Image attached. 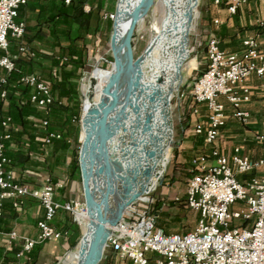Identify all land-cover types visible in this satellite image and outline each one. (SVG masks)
<instances>
[{
  "label": "built area",
  "instance_id": "obj_1",
  "mask_svg": "<svg viewBox=\"0 0 264 264\" xmlns=\"http://www.w3.org/2000/svg\"><path fill=\"white\" fill-rule=\"evenodd\" d=\"M70 0H64L67 5ZM248 0H213L218 7L225 6L228 16H234ZM26 0H0V100L6 101L8 81L17 72L19 84L29 89L28 103L42 114L34 123L42 133L43 145L62 141L61 132L50 130L49 114L53 105H61L50 85L37 73H22L16 62L31 59L34 51L22 42L25 24L19 19V10ZM114 15L104 13L102 21H112ZM222 21L215 18L212 26L218 29ZM258 28L264 20L257 21ZM257 34L242 40L240 53H228L219 46L214 31H209L205 43L206 68L194 80L189 95L195 105L191 115L195 118L193 132L201 136L205 145L212 146L225 127L228 115L225 104L232 109L231 117L242 127L250 120L244 108L251 92L241 83L250 76L260 81L264 96V51L259 48ZM10 40L16 41V51L9 50ZM205 109L204 120L200 109ZM78 121L75 116L71 122ZM0 218L1 205L8 202L19 209L25 198H31L43 209V218L36 224L35 238L7 234L10 241H20L21 248L12 264H22L23 258L35 246L47 241H58L68 233L54 228L51 223L59 211L66 212L72 223L81 226L86 211L83 202L55 199L60 182L47 179L39 187H31L15 179V167L6 155V142L14 129L12 119L6 115L0 122ZM254 140L262 148V157L252 159L241 156L239 148L230 159L216 148L190 160L191 177L184 192V206L195 214L194 227L183 233L166 234L156 226L158 216L152 211V200L133 203L120 221L110 229L104 250L117 264H264V135ZM251 174L244 182L237 175ZM176 200V199H175Z\"/></svg>",
  "mask_w": 264,
  "mask_h": 264
},
{
  "label": "crops",
  "instance_id": "obj_2",
  "mask_svg": "<svg viewBox=\"0 0 264 264\" xmlns=\"http://www.w3.org/2000/svg\"><path fill=\"white\" fill-rule=\"evenodd\" d=\"M107 1L91 0V5L101 8L100 14L103 15L108 6ZM212 6L220 17L217 16L216 18L223 20L222 25L224 22L226 28L223 33L217 32L215 34L222 50L228 53H240L243 49L242 40L247 36L257 34L259 48L264 51V27L258 28L256 26L257 21L264 20V0H248L247 4L241 7L234 16H228L225 10L213 4ZM60 7L61 0H26V5L20 8L19 19L25 24V38L31 40L28 46L33 51L34 49L51 48L53 40L49 34L50 25L53 23L51 19H57L55 16ZM83 11L88 13L90 4H84ZM222 17H225V19H222ZM238 30L241 33H236ZM259 84L260 81L254 76L248 77L241 83L242 86L248 87L251 92L249 103L244 105V108L250 113V120L248 125L243 127L244 130L241 133L238 134V131L232 128L234 125L242 126L231 117L232 109L225 104L228 119L216 142L212 146H208L202 141L203 147H200L197 139L201 138L194 135V140L182 142L185 145H183L182 149H184L180 152L179 157L191 160L199 155L209 153L211 148H216L221 155L230 159L234 148L238 147L241 156H247L255 160L260 159L262 148L254 140L255 135H264V96L259 89ZM199 109L201 111L204 107L200 106ZM8 111V102L0 100V122L8 115ZM37 113H39L38 119H33L32 124H27L23 130L18 123L12 121L14 129L10 140L6 142L5 153L14 163L15 179L31 187H39L47 179L52 182H60L63 187L55 193L57 201L72 200L81 202L77 199V186H81V180L80 184L78 180L80 175L74 174L73 177H70L72 152L70 140L63 137L62 141L53 142L51 145H43L41 141L42 133L34 125L42 117L40 112L37 111ZM204 116L200 115L201 118H204ZM30 118L29 116L25 117L28 123H31ZM62 120L63 117L56 112L50 113V130L59 132V125H61ZM1 134L2 130L0 128ZM250 176L251 174L237 175V179L244 182ZM174 205L172 207L174 212L168 213V217L174 218V215H176L177 204ZM1 209L0 264H12L15 261L16 253L21 248V242L18 240L10 241L7 234L14 232L19 236L35 238L38 233L36 224L43 218V209L37 201L31 198H25L19 209H13L8 202H3ZM180 216L179 218H181ZM70 224L69 215L63 211H59L51 223L54 228L61 230ZM170 230H178V228L170 227L168 231ZM67 237L68 235L58 241H47L35 246L23 258L22 264H57L68 249ZM105 257V264H117L110 254L106 253Z\"/></svg>",
  "mask_w": 264,
  "mask_h": 264
},
{
  "label": "bare ground",
  "instance_id": "obj_3",
  "mask_svg": "<svg viewBox=\"0 0 264 264\" xmlns=\"http://www.w3.org/2000/svg\"><path fill=\"white\" fill-rule=\"evenodd\" d=\"M139 0H117L114 15L115 30V50H118L124 42V37L132 16L136 3ZM160 11L159 18L162 22L159 26L150 25V33L153 35L146 45H151V51L148 56L139 65V80L137 83L136 94L130 104L137 110L129 113L126 120L125 114L121 117L120 129L118 134V143H114L115 151H118L121 161V175L128 182L131 181L132 192L140 191L142 187L144 192L137 199V203L147 201L145 192L154 186L153 179L156 176V170L162 169L167 160L168 148L170 146L171 130L167 122V108H169V91L176 89L178 85L175 74H167L170 69H175L185 57L184 50L187 47V36L191 26L195 25L196 15L192 12L193 20L188 26L187 13L190 7L195 8L192 0H156ZM166 47L172 49V54L176 55L173 64L165 67L168 62ZM110 52V51H109ZM104 54V53H103ZM111 55V52H110ZM98 59H95L88 71L81 79L80 91L82 95V108L80 116V131L83 137L89 131V113L94 109L100 98L102 91L108 81L114 61L109 65V69L97 71ZM188 70L194 68L193 62H189ZM168 75L167 79L172 81L165 88H158L163 82L162 76ZM160 79V81H159ZM174 80V81H173ZM154 89L155 101H141L136 96L138 91L142 94ZM168 102V105H166ZM145 118L149 119L146 128L143 130ZM126 153H129L128 159ZM86 163V160H84ZM84 218L82 226L85 228V236L80 239L73 250L67 252L59 264H81L82 258L79 257L81 248L87 250L91 241L92 226L95 219L93 215L84 212L80 215Z\"/></svg>",
  "mask_w": 264,
  "mask_h": 264
},
{
  "label": "rangeland",
  "instance_id": "obj_4",
  "mask_svg": "<svg viewBox=\"0 0 264 264\" xmlns=\"http://www.w3.org/2000/svg\"><path fill=\"white\" fill-rule=\"evenodd\" d=\"M117 0H108V6L106 7L105 13L106 14H115V6H116ZM138 3V2H137ZM136 3V5H137ZM159 9L158 5L156 4V0L152 1L151 6L146 10L144 16L142 19L138 22L137 26L135 27L133 31V36L131 40V47H132V59H135L138 57L142 51L145 49L146 45L151 40V37L153 35L150 33V25L153 23L156 26H159L162 22V19L159 18ZM196 15L195 19V25L191 26L188 32L187 36V47L186 50H184V53L186 54L184 59L182 60V65L180 69V75H181V81L176 86V89L172 91V94L168 95L169 99V108H167V122L171 130V139H170V146L168 148L167 153V160L162 169L156 170V176L153 179L154 186L150 189H147L145 192L146 198L153 201V204L157 203L159 204V210H158V219H162L164 215H168V213H173L174 210L172 207L174 204H178L181 199L184 196L187 178L184 175V171L181 168L182 164L185 163L183 160L188 161L186 158H176L174 155L180 154V152L184 149H182L183 141H191L195 139V134L193 132V123L195 121V118L191 115L190 106L192 105V101L190 99V89L191 86L197 77L199 73H201L205 67L206 59H205V43L208 36L209 31H214L216 34L217 32H222L226 30L225 24L223 22V25L220 26L218 29H215L212 26V21L219 15L217 14L216 9L212 6V0H197L196 7L194 8V16ZM219 17V16H218ZM220 18V17H219ZM222 19H225V17H222ZM223 21V20H222ZM111 27H112V21L110 27H108L105 22L103 21L102 26L100 28V35L97 38V41L95 44L90 45L88 48V59L85 64V67L80 72H76L71 80V84L75 85L77 95L72 98V101L70 102H63L64 100H61L58 94L56 93V90L52 91L57 94L59 100L62 103H65L67 106L77 105L80 108V116H81V108H82V95L80 91V84L81 79L84 76L85 72L88 71L91 67L92 62L95 59H98L97 64V71H103L105 69H109L110 63L113 61L109 52V37L111 33ZM236 33H241L240 30H238ZM167 52V59L168 62L166 63L165 67H170L174 60L176 55L172 54L173 50L166 47ZM104 53V54H103ZM47 57L44 56H35L31 59L28 58H22L23 61L19 64L20 70L22 73H37V74H43L48 69V62ZM61 60V59H60ZM189 62H193L194 68L191 70H188V64ZM47 68V69H46ZM45 69V70H44ZM63 69V68H62ZM59 70V68L55 69V77L59 75V72L62 71ZM70 66L66 67L67 71H70ZM51 71V70H50ZM53 71V70H52ZM52 73V72H50ZM167 74H175V69H170ZM162 76L163 82L160 83L158 88H165L168 84H173L172 81H169L167 79L168 75ZM174 81V80H173ZM173 86V85H172ZM12 91H14L16 94L19 93L20 87L12 86L10 88ZM17 97V96H16ZM138 99H141V101H148L149 103H154L155 101V93L154 89L150 88L148 92L142 94L140 91H138V95L136 96ZM14 100H16L14 98ZM136 112L134 106L130 104V106L127 109V112L125 113L126 120L129 117V113ZM204 113H201L200 115H203ZM13 115V114H12ZM12 115L10 116L12 121L15 122V119H13ZM31 120V123L26 122L27 124H32L33 119H38L39 113L34 112L29 113L28 115ZM75 116V113L68 112L67 113V134L65 133V138L67 140H70V144L72 145V149H75L77 151V154L79 153V149L81 146V141L83 142V137L81 135L80 131V116L77 121V124H71L69 121L72 119V117ZM200 119L203 121L204 119L200 117ZM28 121V120H27ZM34 123V122H33ZM231 125V124H230ZM233 126V125H232ZM234 130L238 131V134L242 132L243 127H239L237 125H234L232 127ZM69 129V130H68ZM118 137V136H117ZM115 138L116 145H119L118 138ZM198 145L200 147H203L202 140L197 139ZM203 151V150H202ZM118 154V151H115ZM129 153H126V158L128 159ZM187 166V165H186ZM80 175V173H79ZM79 184H80V178L78 177ZM77 199L81 202L82 200V192H81V186H77ZM176 199V200H175ZM152 204V205H153ZM178 211V210H176ZM178 213L182 217V223L176 225V228H178L177 232H187L190 229L194 227V214L193 212L185 209H180ZM76 226L80 233L83 234L85 232V228L81 225H74ZM73 249H67L65 254ZM64 254V255H65ZM64 255L59 259L58 263H60L61 259L64 257ZM106 252L104 250L102 259L99 264H102L106 259L105 257Z\"/></svg>",
  "mask_w": 264,
  "mask_h": 264
},
{
  "label": "water",
  "instance_id": "obj_5",
  "mask_svg": "<svg viewBox=\"0 0 264 264\" xmlns=\"http://www.w3.org/2000/svg\"><path fill=\"white\" fill-rule=\"evenodd\" d=\"M152 1H138L132 13L123 45L118 50L114 49L115 30L114 20H112L108 46L116 66L111 70L98 105L89 113V131L83 142L81 141L78 153L83 203L87 213L93 215L95 219L87 250L81 248L79 251V257L82 258L81 264L100 263L110 229L120 221L124 211L144 192L142 187L140 191L132 192L130 182L134 180V176L129 182L124 180L121 175V157L115 152L114 143L119 134L121 117L127 112L136 94L139 65L151 51V45H148L138 57L132 59L133 31L151 6ZM192 3L196 4L197 0H192ZM193 10L194 8L190 7L187 13L188 26L193 20ZM181 65L182 62L176 66L177 84L181 81ZM172 91H169L170 95ZM148 122L149 119L145 118L143 130ZM85 234V232L81 234L80 231H75L70 236L69 242L75 243L74 247H76Z\"/></svg>",
  "mask_w": 264,
  "mask_h": 264
},
{
  "label": "trees",
  "instance_id": "obj_6",
  "mask_svg": "<svg viewBox=\"0 0 264 264\" xmlns=\"http://www.w3.org/2000/svg\"><path fill=\"white\" fill-rule=\"evenodd\" d=\"M213 1V0H212ZM84 4H90V11L88 13H85L83 11ZM219 8L225 10V6L223 4H220L218 6ZM101 8L94 7L91 5V0H70L69 3L66 5L64 3V0H61V7L58 10L56 14L57 19H51V22H53L50 27L51 30L49 34L52 37V46L49 49H34L35 54L37 56H44L47 57V70L42 75L40 74L41 78L46 81L51 89L56 90L58 96L61 100H64L63 102H70L72 101V98L77 95L76 87L75 85L71 84V80L76 72H80L84 69L85 64L88 59V48L90 45L95 44L97 41L98 36L100 35V28H101V17L100 14ZM239 10V9H238ZM238 12V11H237ZM237 14V13H236ZM105 24L110 27L111 21L107 20L105 21ZM22 42H24L26 45H29L31 43V40L27 37L25 38V34L22 38ZM9 50L11 52L16 51V41L10 40V47ZM21 57L16 62V69L21 72L19 64L21 61H23ZM61 59V60H60ZM70 66V71L66 70V67ZM59 68V70L62 71L59 72V75L55 77V69ZM206 68V63L203 71ZM45 70V69H44ZM51 70V71H50ZM53 70V71H52ZM202 71V72H203ZM52 72V73H50ZM201 72V73H202ZM201 73L197 75L195 79H197ZM18 74L17 72L13 73L8 81V94L6 101L8 102V115H12L13 119H15V122L19 124V126L22 128V130L26 126V119L29 115V113L37 112L34 108H32L28 103V95H29V89L26 86H23L18 83L17 81ZM12 86H16L17 89H19V93L15 96V92L12 91L10 88ZM14 98L16 100H14ZM195 105L192 102V105L190 106V111ZM39 112V111H38ZM56 112L58 115H61L63 117L62 123L60 126L59 132L65 136V133L67 134V113L74 112L75 117L78 120L80 116V108L77 105L72 106H66L65 103H62L61 105H53L50 109V113ZM204 113L205 115V109L200 111V114ZM50 119V114L48 117V120ZM204 119V118H203ZM26 121V122H25ZM71 124H77V121L75 123H72L71 120L69 121ZM50 127V122H49ZM1 128V127H0ZM69 130V129H68ZM196 136V135H195ZM202 139L201 136H198ZM174 157L178 158L179 154L174 155ZM185 163L182 164V169L185 172L184 175L187 178V180L191 177V171H190V160L183 161ZM187 165V166H186ZM79 176V166H78V154L75 149H72L71 152V166H70V177H73V175ZM187 184V183H186ZM153 204V202H152ZM175 206V205H174ZM177 210L180 209H186L184 206V196L181 199V201L177 204ZM152 211L158 215L159 210V204L158 202L151 205ZM176 213L174 215V218L171 216L168 217V215H164L162 219L156 220V226L158 228L163 229V231L166 234L171 233H183V232H177V230H170L168 229L170 227H175L176 225L182 223V217L179 218V213ZM190 211V210H189ZM192 212V211H191ZM159 216V215H158ZM71 220V219H70ZM75 224L72 223L68 226L63 228L62 230L66 231L68 233V249H72L75 246V243L69 242V237L71 234L75 231H79V229L74 226ZM191 230V229H190ZM102 264H105L103 262Z\"/></svg>",
  "mask_w": 264,
  "mask_h": 264
}]
</instances>
